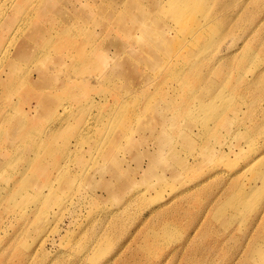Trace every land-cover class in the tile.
I'll return each instance as SVG.
<instances>
[{
	"label": "rangeland",
	"instance_id": "1",
	"mask_svg": "<svg viewBox=\"0 0 264 264\" xmlns=\"http://www.w3.org/2000/svg\"><path fill=\"white\" fill-rule=\"evenodd\" d=\"M2 1L0 264H264V0Z\"/></svg>",
	"mask_w": 264,
	"mask_h": 264
},
{
	"label": "bare ground",
	"instance_id": "2",
	"mask_svg": "<svg viewBox=\"0 0 264 264\" xmlns=\"http://www.w3.org/2000/svg\"><path fill=\"white\" fill-rule=\"evenodd\" d=\"M6 1H10L11 3H12V1L13 0H6ZM9 2V3H10ZM8 3V4H9ZM26 3V0H18L17 1V5H16V7H15V11H19V9H18V4H20V5H24ZM1 5H3V6H1ZM1 7H3V8H1L0 7V10H2L1 11V13L0 14H2V12H4V10L6 9V2H3L2 1V3H1ZM6 11V10H5ZM14 13H16V12H14L13 11V14L12 15H14ZM0 17H1V15H0ZM14 20H15V16H10L9 14H7V18L3 21V23L1 24V26H0V33H3L4 31H2V30H4V29H6V28H8V27H10V26H12L13 25V23H14ZM117 22H119L120 24H121V21H120V17L117 19ZM17 32V29L15 30V33ZM33 36L30 34L29 36H28V38H29V40L32 38ZM27 38V39H28ZM9 51V45L7 46V44H6V47H5V49H4V54H6L7 52ZM0 81H2V77H0ZM36 82H39V81H36Z\"/></svg>",
	"mask_w": 264,
	"mask_h": 264
}]
</instances>
